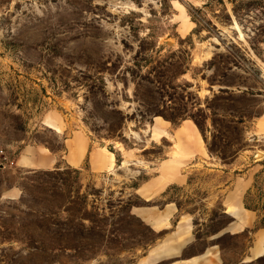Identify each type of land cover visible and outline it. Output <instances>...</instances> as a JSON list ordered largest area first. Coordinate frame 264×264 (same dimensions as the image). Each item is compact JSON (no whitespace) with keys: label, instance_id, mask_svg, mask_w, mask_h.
Returning <instances> with one entry per match:
<instances>
[{"label":"rangeland","instance_id":"rangeland-1","mask_svg":"<svg viewBox=\"0 0 264 264\" xmlns=\"http://www.w3.org/2000/svg\"><path fill=\"white\" fill-rule=\"evenodd\" d=\"M263 110L264 0H0V264H183L217 247L241 264L264 169L237 234L228 189L237 158L264 150ZM184 120L213 165L185 155ZM80 140L113 169L70 166ZM166 161L187 181L160 190Z\"/></svg>","mask_w":264,"mask_h":264},{"label":"crops","instance_id":"crops-1","mask_svg":"<svg viewBox=\"0 0 264 264\" xmlns=\"http://www.w3.org/2000/svg\"><path fill=\"white\" fill-rule=\"evenodd\" d=\"M252 131V135L258 137V139L261 140L264 138V110L262 115L258 117L254 122ZM174 134L179 138L178 141L182 143V149L184 150L185 155H192V158L196 156L208 157V159L211 160L210 164L213 165L212 161L214 160H212L208 155L204 139L197 126L191 120L182 121L179 127L174 130ZM153 143L157 142L153 140ZM70 146L71 149H69L67 152V162L70 166L78 167L82 165V163H84V161L87 159L92 169H113L114 156H112L111 154H106L103 151L100 152L89 150L86 140H80ZM169 163L170 161H166L165 163H162L158 168L160 175L158 177L159 180H156L157 182L155 181L154 183L162 184L160 190L166 187L169 183L175 182L182 184L187 181L184 176L180 175V170L176 167L174 168L169 166ZM235 164L238 170L242 167L245 168V173L241 175V177L238 178L239 180L232 184L228 189V207L233 209L232 216L236 220L230 230L237 234L243 232L258 220L256 213L247 210L244 204L246 195L254 186L256 176L264 169V150L259 149L258 147L256 151H248V154L239 156ZM154 183H148L147 185L155 186ZM145 218H148V221H150L151 224L153 223V226L157 227L158 229L163 228V226L165 225L164 223L167 220L166 218H160L158 221L150 219V217ZM253 236L254 238L252 239L251 246L248 250V256L241 264L252 263L264 256V229L256 231ZM183 249L184 246H181L176 250H178L181 254ZM157 252L158 250L156 249L155 253ZM156 263H158V260L153 259V263L151 264ZM179 263L180 262L178 261L173 264ZM182 263L223 264V259L222 255L220 254V249L217 247L208 249L205 254L195 258L192 257L191 259L182 261Z\"/></svg>","mask_w":264,"mask_h":264},{"label":"bare ground","instance_id":"bare-ground-1","mask_svg":"<svg viewBox=\"0 0 264 264\" xmlns=\"http://www.w3.org/2000/svg\"><path fill=\"white\" fill-rule=\"evenodd\" d=\"M112 155V154H111ZM113 156V155H112ZM112 158V157H111Z\"/></svg>","mask_w":264,"mask_h":264},{"label":"trees","instance_id":"trees-1","mask_svg":"<svg viewBox=\"0 0 264 264\" xmlns=\"http://www.w3.org/2000/svg\"><path fill=\"white\" fill-rule=\"evenodd\" d=\"M199 126V125H198Z\"/></svg>","mask_w":264,"mask_h":264}]
</instances>
